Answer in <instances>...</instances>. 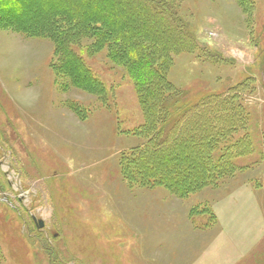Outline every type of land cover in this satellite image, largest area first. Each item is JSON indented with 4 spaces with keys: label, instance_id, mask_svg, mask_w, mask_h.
<instances>
[{
    "label": "rangeland",
    "instance_id": "obj_1",
    "mask_svg": "<svg viewBox=\"0 0 264 264\" xmlns=\"http://www.w3.org/2000/svg\"><path fill=\"white\" fill-rule=\"evenodd\" d=\"M131 3L0 0V264H264V0H173L192 44L161 51ZM158 74L214 109L160 143Z\"/></svg>",
    "mask_w": 264,
    "mask_h": 264
},
{
    "label": "trees",
    "instance_id": "obj_2",
    "mask_svg": "<svg viewBox=\"0 0 264 264\" xmlns=\"http://www.w3.org/2000/svg\"><path fill=\"white\" fill-rule=\"evenodd\" d=\"M173 0H132L133 3H131L130 7H131V11L133 10V12L138 11L141 14L146 15V13L144 12L143 8H145L146 11H150L157 15V22L161 20V25L163 26V28H165L164 32L165 34V38L164 41L162 43H160L158 46L159 50L161 51L162 49H176L179 47H184L185 44H192L191 39L189 34L186 32L183 23L180 21V19L177 17L176 15V10L173 9V4L171 5V2ZM157 3H160V5H158ZM96 5V4H95ZM163 5V7H161ZM135 6V7H134ZM142 7V8H141ZM97 6H95L94 9H96ZM100 10V9H98ZM95 13H97L95 10L93 11ZM115 10H111L109 12H107V10H105L104 12H102L101 14H104V19L103 21L99 22L101 25H105V27H110L116 29L117 26H119V28H123L125 29L123 35L121 37H127L125 40H121L123 41L121 42V46L123 49L126 48V46L128 47H132L133 44H136L137 39H135V37H131L132 34V26L129 27L126 24L130 23L129 21L131 20V18H128L126 21L121 20L120 17H116L114 15ZM106 14V16H105ZM156 17V16H155ZM107 21V22H106ZM138 21V20H137ZM111 24H110V23ZM98 23V21H97ZM144 22H140V20L138 21V23H136L137 25L139 24H143ZM107 24H109L107 26ZM145 31L144 33H140V37L143 36L145 38L148 39V41H151L149 39V36H153L154 34H157V32L151 28V26H149L148 24H145L142 27ZM159 34V33H158ZM120 37V38H121ZM166 40V41H165ZM125 41V42H124ZM153 41V40H152ZM135 42V43H134ZM154 42V41H153ZM120 44V43H119ZM145 46H149L148 50H143L142 54L144 53L146 55V59L144 57L145 60L148 59V62L150 63V57L153 55V52L155 51L152 47H150V43H146L144 42ZM158 44V43H157ZM159 51V52H160ZM125 52V51H124ZM136 55V52H130V54ZM141 53V52H140ZM168 55L166 54V58H164V60H161V65H165L164 62L169 60L167 58V56H169V52ZM143 54V55H144ZM126 55V53H125ZM141 55H139L140 57ZM138 56H136L135 60L140 61L141 58H139ZM129 60V58H128ZM143 60V59H142ZM138 62L135 61L134 64H137ZM151 64V63H150ZM142 67H139L138 69H136V74L137 77L139 78V80L141 79H145L147 78L148 73L154 71L153 68H151V66L148 65V63H146L145 65L143 64ZM159 73V72H158ZM158 77V82H157V86L155 87V92H153L151 95L152 96H157L159 97L160 101L155 105L150 103V101H148V95L149 93L146 91V88L144 86L143 83V91L142 93V97H145V103H147L148 106V113H147V117H148V126L151 127V129L154 127L155 125V121H159L160 122V128L157 131L156 134L160 135V139L158 140V142H162V140H165L167 138H169L173 132H176V129H178V126L173 127L171 126V124L175 123L180 117H183L184 115L186 116L187 113H189V111H191V115H192V119L194 118L195 120H199V115L201 114V118H204L205 116H207L208 114H210L211 111H213L214 109H209L207 110V113L205 112L204 115L202 113H199V108L197 110H195L196 108H193L192 106H189V104L187 103V101H185V99H183L181 96L179 97V95L177 93H175L174 95H169L166 94L165 92L162 91V89L165 88L166 81L163 75L159 76V74L157 75ZM164 93V94H163ZM178 95V96H177ZM150 96V95H149ZM211 100H209L206 104V106H208V103ZM214 104L215 103H209V106H212V108H214ZM197 112V113H196ZM159 115V117H158ZM158 119V120H157ZM191 124V123H190ZM196 124L192 123L191 126L189 127V129L194 130V126ZM227 127V126H226ZM190 130H186L187 134L190 133ZM224 133H226V131H223ZM218 134V132H217ZM192 133L189 134V136H191ZM206 150V148H205ZM206 152V151H205Z\"/></svg>",
    "mask_w": 264,
    "mask_h": 264
},
{
    "label": "water",
    "instance_id": "obj_3",
    "mask_svg": "<svg viewBox=\"0 0 264 264\" xmlns=\"http://www.w3.org/2000/svg\"><path fill=\"white\" fill-rule=\"evenodd\" d=\"M42 226H43V222L39 221V227H42Z\"/></svg>",
    "mask_w": 264,
    "mask_h": 264
}]
</instances>
